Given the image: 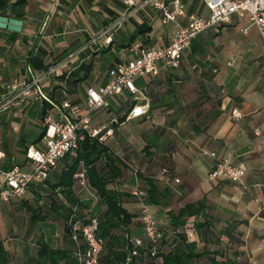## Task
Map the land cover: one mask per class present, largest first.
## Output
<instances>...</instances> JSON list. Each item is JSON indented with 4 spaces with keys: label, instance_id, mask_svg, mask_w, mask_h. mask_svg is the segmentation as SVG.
<instances>
[{
    "label": "crops",
    "instance_id": "0c3cea01",
    "mask_svg": "<svg viewBox=\"0 0 264 264\" xmlns=\"http://www.w3.org/2000/svg\"><path fill=\"white\" fill-rule=\"evenodd\" d=\"M140 2L28 0L21 17L8 9L5 14L23 23L20 31L0 28V104L8 83L58 65L42 80L43 102L0 112L32 111L41 119L46 100L51 104L47 113L61 118L67 113L61 107L64 99L83 103L88 86L106 83L113 66L134 57L129 50L134 40L146 46L169 42L173 24L163 23L160 10ZM183 2L188 14L209 13L205 0ZM179 19L186 21L185 16ZM34 56L43 67L33 64ZM135 81L150 102L148 116L122 120L136 102L124 89L111 97L109 108L96 110L93 119L96 125H110L114 117L123 121L113 124L114 133L105 142L126 162L117 186L130 194L124 196V206L138 212L129 226L130 235L143 234L140 198L131 192L136 187L146 192L148 178H153L167 188L162 204H150L164 249L176 246L180 242L176 234L183 232L187 241L196 242L195 250L203 252L194 264H214L213 257L232 264L241 260L264 264V49L258 27L247 17L234 15L230 22L193 38L179 66L162 65L158 74L138 76ZM131 121L135 125L125 127ZM44 125L42 120L40 132ZM4 149H0V166L25 162V154L8 161ZM223 157L246 168L242 180L209 178V171ZM163 166L180 180L165 183L160 178ZM76 188L81 197L88 195L84 188ZM199 201L207 219L192 215L174 231L169 211ZM59 237L50 244L66 246L62 231ZM142 259V264L163 263L161 255Z\"/></svg>",
    "mask_w": 264,
    "mask_h": 264
},
{
    "label": "built area",
    "instance_id": "2783aa9c",
    "mask_svg": "<svg viewBox=\"0 0 264 264\" xmlns=\"http://www.w3.org/2000/svg\"><path fill=\"white\" fill-rule=\"evenodd\" d=\"M141 5H151L160 10L163 23H172L174 33L172 39L163 45L146 46L140 40H134L129 50L134 57L125 63H119L109 70L110 78L104 84L87 87V96L83 103H75L66 98L62 101L67 113L56 118L51 113L44 117L46 125L44 134L30 143L25 152L24 163H14L9 167L0 166V204L13 198L23 196L31 182L44 180L50 176L51 170L69 152L77 149L80 142L88 135L106 141L114 133V123H121L118 117L111 119V124H94V113L101 108L111 106V97L128 89L136 101L125 119L148 116L150 102L136 84V77L158 74L162 65L177 67L180 65L186 48L193 38L204 30L230 22L234 15L247 17L251 25L258 27L264 49V0H205L209 8L207 15L188 14L183 0H140ZM134 5L137 0H125ZM185 16L182 22L179 17ZM58 65V64H57ZM57 65L45 69L30 79L12 81L7 84V91L0 104V110L27 103L43 102L46 93L42 89L43 78L54 72ZM237 115V114H236ZM215 155V152H211ZM246 174V168L231 157L219 159L208 173L211 179H228L240 181ZM77 184L88 192L93 200L97 193L89 186L85 169L82 167L74 174ZM160 178L165 183L180 179L171 175L168 166L160 170ZM132 193L140 198V218L143 234L131 236V256L139 253L140 247L147 240L150 243L151 255L157 252V244L161 236L159 222L143 200L144 189L136 187ZM70 235L75 243L77 264H98L99 257L105 247L106 240L98 233L97 216L69 218ZM130 257L128 259H130Z\"/></svg>",
    "mask_w": 264,
    "mask_h": 264
},
{
    "label": "trees",
    "instance_id": "16d2710c",
    "mask_svg": "<svg viewBox=\"0 0 264 264\" xmlns=\"http://www.w3.org/2000/svg\"><path fill=\"white\" fill-rule=\"evenodd\" d=\"M27 2L28 0H16L10 3L9 0H0V14H5L8 9H11V14L21 17ZM32 61L35 66L43 67V62L38 56L32 57ZM52 96L54 97L55 94L52 93ZM44 104L41 116L43 122L47 114V108L51 106L46 100ZM124 119L125 117L122 118V120ZM45 128L46 125L43 126L36 140L44 134ZM4 152L6 159L9 161L12 157L11 153L7 148L4 149ZM124 166H126V162L105 141L88 135L80 142L77 149L67 153L59 161L57 166L51 170L48 178L31 182L23 196L1 203L0 215L4 209L7 210L9 215L14 207L16 209L26 207L31 212L32 219L29 230L39 220L51 218V221L59 222L67 245L54 246L43 235L38 236L35 234L33 237H37L34 243H26L22 259L13 255V252L6 247L4 237L0 236V264H12L13 261H16L15 264H77L75 243L70 235L69 218L72 214L80 218L98 217V233L106 240L98 264H142L144 255L150 258L161 255L163 257L162 264H194L193 259H200L203 252L195 250L196 242L187 241V235L178 232V228L183 227L187 222V218L192 215L196 218L204 215L207 219L201 201L186 203L177 212L174 210L169 211L173 229L178 232H176V241L180 240L176 246L168 250L164 249V239L161 233L155 255H151V245L146 240L144 245L140 247L139 253L130 257L132 242L130 241L129 226L138 212H133L124 206V196L130 194L120 190L117 186L123 174ZM3 167L7 168L9 166L5 164ZM82 167L85 169L89 186L98 195L97 200H93L88 195L81 197L77 191L76 187L79 185L74 174ZM166 190L167 188H161L155 179L148 178V187L143 200L148 204H162ZM30 191H32L31 196L28 193ZM31 197L35 198V202H30ZM195 225L198 228L201 227L202 221L200 219L196 220ZM226 229L224 231H227ZM231 231L228 232L230 238ZM8 232H11L12 236H16L19 231L8 228ZM129 257L130 259H128ZM213 260L214 264L233 263L232 260L220 262L215 257H213ZM235 264L248 263L241 260L235 262Z\"/></svg>",
    "mask_w": 264,
    "mask_h": 264
},
{
    "label": "rangeland",
    "instance_id": "374dc122",
    "mask_svg": "<svg viewBox=\"0 0 264 264\" xmlns=\"http://www.w3.org/2000/svg\"><path fill=\"white\" fill-rule=\"evenodd\" d=\"M41 123L42 119L32 111L22 112L20 109H10L0 112V149L3 151V148H7L11 156H15L17 159H19L18 157L22 158L25 154L26 145L36 141L40 133ZM134 125L135 122L131 121L126 123L125 127L132 128ZM2 162L3 160L0 161V164ZM28 193L31 196L32 191ZM30 202H35V198L31 197ZM12 210L9 215L6 209L1 211L0 236L4 237L6 247L13 252L16 258L23 259L25 245L26 243H34L37 237H33L35 234L38 236L43 235L50 243H55L60 238L62 228H60L59 222L51 224V218L39 220L29 230L28 228L32 223L31 212L26 207L21 209L14 207ZM8 228L19 232L16 236H12L11 232L7 233ZM15 263L16 261H13L12 264Z\"/></svg>",
    "mask_w": 264,
    "mask_h": 264
},
{
    "label": "water",
    "instance_id": "95a60500",
    "mask_svg": "<svg viewBox=\"0 0 264 264\" xmlns=\"http://www.w3.org/2000/svg\"><path fill=\"white\" fill-rule=\"evenodd\" d=\"M23 20L7 14H0V28H8L14 31H20Z\"/></svg>",
    "mask_w": 264,
    "mask_h": 264
},
{
    "label": "bare ground",
    "instance_id": "6f19581e",
    "mask_svg": "<svg viewBox=\"0 0 264 264\" xmlns=\"http://www.w3.org/2000/svg\"><path fill=\"white\" fill-rule=\"evenodd\" d=\"M0 154H2V153L0 152Z\"/></svg>",
    "mask_w": 264,
    "mask_h": 264
}]
</instances>
